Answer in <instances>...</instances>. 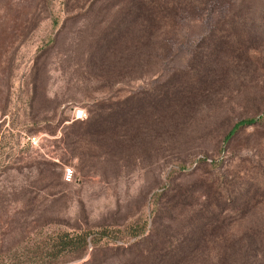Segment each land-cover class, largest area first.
Wrapping results in <instances>:
<instances>
[{
	"label": "rangeland",
	"instance_id": "374dc122",
	"mask_svg": "<svg viewBox=\"0 0 264 264\" xmlns=\"http://www.w3.org/2000/svg\"><path fill=\"white\" fill-rule=\"evenodd\" d=\"M126 2L0 0V264H264V0Z\"/></svg>",
	"mask_w": 264,
	"mask_h": 264
},
{
	"label": "trees",
	"instance_id": "16d2710c",
	"mask_svg": "<svg viewBox=\"0 0 264 264\" xmlns=\"http://www.w3.org/2000/svg\"><path fill=\"white\" fill-rule=\"evenodd\" d=\"M180 1L181 0H127L126 4L123 5V9L129 12H132V14H130L132 17H134V15L135 16L136 15L138 16L147 15L149 17H153L155 20H160L161 19L160 17L167 16L163 14L168 13V10L170 8H173L175 4L179 3ZM215 1L218 2L220 0H215ZM190 87H193V86H190ZM93 108H94L93 112H91V110L89 109L88 116L85 117V119H83L85 123L96 121V119L97 120L101 119L99 116V113L97 112L99 107L94 106ZM110 109H111L110 114L112 118L111 125L114 126L115 123L120 122L118 118H120V113L123 108L121 107V105L114 102ZM102 117L104 118L105 116H102ZM263 119H264V111L262 114L257 113L251 116L237 119L236 121L233 122L230 129L228 130L227 136L231 135L234 132V130H236L240 126H245V125L256 123V122H261ZM74 120H77V119H74ZM262 190L264 191V189ZM143 230L144 229L142 225L141 227L136 228L135 230H132L130 233L133 236H135L143 232ZM146 236L148 235H142L141 239H145ZM85 243H86V235L83 233L82 234L80 233L77 235H69L68 232L65 231L59 234L56 239V245L57 247H59V249H62V248L67 249L69 247H73L74 244L83 246L85 245Z\"/></svg>",
	"mask_w": 264,
	"mask_h": 264
},
{
	"label": "built area",
	"instance_id": "2783aa9c",
	"mask_svg": "<svg viewBox=\"0 0 264 264\" xmlns=\"http://www.w3.org/2000/svg\"><path fill=\"white\" fill-rule=\"evenodd\" d=\"M84 116V112L83 109L81 107H73L71 110V117L72 119H79L82 118ZM64 175L65 177L69 178L71 176V171L70 169H66V171H64Z\"/></svg>",
	"mask_w": 264,
	"mask_h": 264
}]
</instances>
